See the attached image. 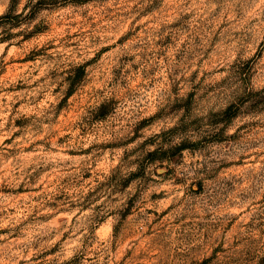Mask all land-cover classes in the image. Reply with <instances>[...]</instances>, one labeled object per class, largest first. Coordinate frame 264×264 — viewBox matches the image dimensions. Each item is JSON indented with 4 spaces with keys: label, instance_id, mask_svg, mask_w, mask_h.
Listing matches in <instances>:
<instances>
[{
    "label": "rangeland",
    "instance_id": "obj_1",
    "mask_svg": "<svg viewBox=\"0 0 264 264\" xmlns=\"http://www.w3.org/2000/svg\"><path fill=\"white\" fill-rule=\"evenodd\" d=\"M233 7L231 0H40L36 6L33 0H0V264H151L147 255L155 249L147 255L137 250L133 261L125 248L136 234L132 218L138 212L147 208L153 217L147 235L190 226L195 217L177 223L170 220L174 210L153 213L154 201L147 198L136 200L123 219L117 216L118 229L110 223L98 201L127 208L128 200L101 173L126 147L122 140L129 127L118 123L119 110L102 119L90 116L91 92L102 77L116 75L121 61L128 65L125 56L141 49L163 62L174 42L199 31L201 17L223 32V17ZM216 47L206 59L217 54ZM154 126L145 121L141 131ZM132 132L138 135L134 126ZM241 148L225 146L233 162L218 176H228L223 187L230 191L217 210L238 212L235 199L244 202L245 211L214 228L237 247L240 233L264 236V194L253 188V197L237 187L261 182L257 172L264 177V152L242 154ZM167 170L149 169L157 177ZM209 184L216 187L215 180ZM161 187L170 188L171 180ZM159 203L168 208L163 199ZM93 232L115 234L114 260L97 250ZM200 232L203 238L206 229Z\"/></svg>",
    "mask_w": 264,
    "mask_h": 264
},
{
    "label": "clouds",
    "instance_id": "obj_2",
    "mask_svg": "<svg viewBox=\"0 0 264 264\" xmlns=\"http://www.w3.org/2000/svg\"><path fill=\"white\" fill-rule=\"evenodd\" d=\"M39 3L40 0H33V6ZM231 3L236 7L226 10L223 23L227 27L223 32L217 30L218 24L201 17L199 31L193 29L191 38L174 42L172 53L163 62L141 49L125 56L129 63L125 66L121 61L115 76H104L99 88L93 86L90 116L102 119L119 110L118 123L129 127L128 139L122 140L126 147L107 172L101 173L128 200L127 208L98 201L106 208L113 227L119 228L117 216L123 219L136 200L144 202L146 198L154 201L153 213L174 210L170 220L177 223L186 216L196 218L187 222L190 226L186 229L183 225L167 230L157 228L147 235L153 217L147 208L138 212L132 218L136 234L125 245L133 261L138 260L137 250L147 255L153 249L155 252L147 255L151 264L264 261V236L250 239V233H240L237 247L221 233L214 232L230 216L245 211L244 202L235 199L238 212L217 210L230 191L223 187L230 183L228 176H218L221 169L233 162L225 146L233 149L242 146V154L264 152V127L260 126L264 125V0H231ZM214 45L217 54L206 59L205 54ZM136 56L140 59L134 60ZM134 65L140 67L139 73L132 71ZM145 121L155 122V126L141 131ZM132 126L138 135H133ZM253 142L259 146L253 147ZM152 166L168 170L163 177H157L149 171ZM165 179L171 180L170 188L161 187ZM212 180L216 181L215 188L211 184L206 186V181ZM257 180L261 182L248 180L238 185V190L253 197L256 195L253 188L264 194V177L259 172ZM161 199L168 208L162 207ZM200 227L206 229L203 238ZM91 239L97 242L98 251L103 249L111 260L115 259L112 254V248L118 246L115 234L101 237L93 232ZM220 243H226L227 247L220 248Z\"/></svg>",
    "mask_w": 264,
    "mask_h": 264
},
{
    "label": "trees",
    "instance_id": "obj_3",
    "mask_svg": "<svg viewBox=\"0 0 264 264\" xmlns=\"http://www.w3.org/2000/svg\"><path fill=\"white\" fill-rule=\"evenodd\" d=\"M78 69H79L78 71H79L80 73H81V72L83 73V70H82L83 68H82V67H79Z\"/></svg>",
    "mask_w": 264,
    "mask_h": 264
}]
</instances>
